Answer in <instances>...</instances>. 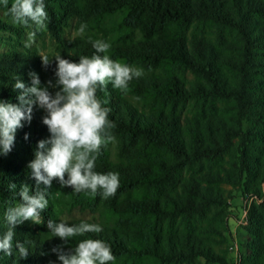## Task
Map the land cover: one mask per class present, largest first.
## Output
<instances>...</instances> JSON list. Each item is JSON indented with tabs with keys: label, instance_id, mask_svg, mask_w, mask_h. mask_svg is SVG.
<instances>
[{
	"label": "trees",
	"instance_id": "16d2710c",
	"mask_svg": "<svg viewBox=\"0 0 264 264\" xmlns=\"http://www.w3.org/2000/svg\"><path fill=\"white\" fill-rule=\"evenodd\" d=\"M44 3L48 21L40 30L14 24L0 6V43L8 44L0 52V101L18 104L20 90L12 86L17 79L31 86L30 72L42 86L54 83L57 55L72 62L91 57L89 38L109 43L110 58L144 75L126 93L111 85L97 90L116 127L95 170L119 174L115 196L75 194L53 180L44 223L17 225L13 254L0 252V264H61L51 249L68 251L84 238L108 243L115 264H264V0ZM82 23L87 29L80 36ZM34 30L52 43L49 51L26 46L25 35ZM40 56L51 61L47 68ZM57 90L49 88L53 95ZM44 115L34 107L11 152L0 155V235L21 186L35 192L28 164L38 142L50 136ZM238 196L244 202L235 220L243 232L237 241L229 219ZM75 211L90 216L72 217ZM48 219L103 230L65 245L48 233ZM17 242H25L27 258L19 257Z\"/></svg>",
	"mask_w": 264,
	"mask_h": 264
},
{
	"label": "clouds",
	"instance_id": "9594fccd",
	"mask_svg": "<svg viewBox=\"0 0 264 264\" xmlns=\"http://www.w3.org/2000/svg\"><path fill=\"white\" fill-rule=\"evenodd\" d=\"M0 6L7 9L14 24L34 26L36 30L47 27L44 0H11L10 7L9 0H0ZM86 29L87 25L82 23L77 34L83 36ZM35 34V31L29 33V43ZM89 42L95 49L91 57L81 55L78 62L60 55L54 57L57 78L54 83L49 80L47 86H42L38 74L30 72L31 86H26L20 79L12 86L13 90H20L18 104L0 101V155L11 152L17 129L23 127L22 121L31 123L34 107L46 113L42 123L50 133L48 139L38 142L34 159L28 164L35 180L34 194L29 185H22L18 193L21 199L5 213L8 228L0 235V252L7 256L13 254L17 225L29 220L37 225L44 223L41 214L49 207L47 195L53 180H58L61 187H71L75 194L83 193L93 198L99 195L105 200L114 197L120 187L118 173L95 170L101 149L115 141L112 130L116 127L109 119L110 109L103 106L97 90H106L111 85L126 93L130 82L142 77L144 72L110 58L109 43L91 38ZM40 57L47 68L51 61L47 56ZM49 88L58 90L53 95ZM15 188V184L10 185V189ZM47 228L52 238H59L65 245L77 237L103 230L99 224L81 222L69 226L52 219H48ZM15 246L19 257L27 258L29 249L25 242H17ZM51 251L57 254L61 264H115L116 261L111 246L101 239H79L68 251L62 245Z\"/></svg>",
	"mask_w": 264,
	"mask_h": 264
},
{
	"label": "rangeland",
	"instance_id": "374dc122",
	"mask_svg": "<svg viewBox=\"0 0 264 264\" xmlns=\"http://www.w3.org/2000/svg\"><path fill=\"white\" fill-rule=\"evenodd\" d=\"M36 30V29H35ZM34 30V31H35ZM36 32V31H35ZM29 33L27 32L25 35V41L27 45L30 46H36L38 48L41 49V52L43 51H49L51 49V42L43 35H36L34 39L32 40L31 43H29ZM66 35H72V30H68ZM8 48V44H5L4 42L0 43V52L6 50ZM244 202V200L241 197H236L234 200H232V205L234 207V211H233V216L229 219V226L231 229V232L233 235H235L237 241L239 236H241L243 234V232L239 229V227L237 226L235 220L238 219L240 216V212L241 211V205ZM90 215L88 214H84V213H80V212H73L72 217H85L88 218ZM234 257V254H231Z\"/></svg>",
	"mask_w": 264,
	"mask_h": 264
},
{
	"label": "built area",
	"instance_id": "2783aa9c",
	"mask_svg": "<svg viewBox=\"0 0 264 264\" xmlns=\"http://www.w3.org/2000/svg\"><path fill=\"white\" fill-rule=\"evenodd\" d=\"M244 215H245V212L243 213V216ZM232 244L234 245V256L236 258V256H237V242H236L235 238H234V241L232 242Z\"/></svg>",
	"mask_w": 264,
	"mask_h": 264
},
{
	"label": "bare ground",
	"instance_id": "6f19581e",
	"mask_svg": "<svg viewBox=\"0 0 264 264\" xmlns=\"http://www.w3.org/2000/svg\"><path fill=\"white\" fill-rule=\"evenodd\" d=\"M230 250L234 251V245L233 244H231Z\"/></svg>",
	"mask_w": 264,
	"mask_h": 264
}]
</instances>
